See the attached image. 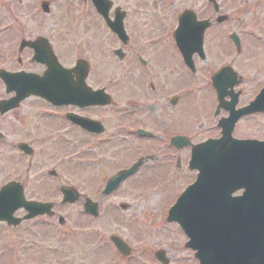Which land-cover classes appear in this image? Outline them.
<instances>
[{"label": "flooded vegetation", "instance_id": "1", "mask_svg": "<svg viewBox=\"0 0 264 264\" xmlns=\"http://www.w3.org/2000/svg\"><path fill=\"white\" fill-rule=\"evenodd\" d=\"M72 1L88 11L87 17L23 18V25L14 23L12 35L0 39V264H63L61 243L80 230V225L78 231L69 230L64 209L78 205V213L96 220L86 212L87 200L75 185L79 180L102 185L93 193L103 194L112 177L140 163L116 193L126 184L143 182V173L152 167L161 169L155 180L163 185L182 180L186 170L189 178L192 145L221 139L231 126V114L236 115L235 139L264 142V135H250L264 131V110L249 108L264 80L249 78L259 86L250 97L243 95V82L228 88L221 100L217 93L215 75L223 67L236 71L233 64L241 54L230 39L233 33L219 34L230 20L219 24V0H197L201 8L192 0ZM97 5L108 10L106 17ZM191 10L209 24L200 49L187 34L198 33L199 27L182 18ZM181 20L185 26L177 33ZM249 35L252 40L253 31ZM23 41H39L40 62L34 60L33 48L21 49ZM240 41L246 52L241 36ZM17 73L40 78L41 95L30 96L25 87L36 82L26 77L17 81ZM234 80L227 77L228 83ZM203 89L209 90L208 99L194 104ZM202 109L204 114H197ZM194 135L203 139L194 142ZM69 147L73 152L64 155ZM252 149L260 154L251 157L238 149L237 158L264 162V148L254 144ZM187 152L186 161L182 154ZM87 168L92 177L83 173ZM219 180L226 182L219 181V225L238 228L239 215L249 225L253 210L243 209L237 200L244 190L229 179ZM67 188L77 192L65 198ZM75 199L74 204L63 202ZM119 206L123 212L130 209ZM104 243L109 249L111 241ZM118 256L123 263V255ZM250 264H264V254L254 253Z\"/></svg>", "mask_w": 264, "mask_h": 264}, {"label": "rangeland", "instance_id": "2", "mask_svg": "<svg viewBox=\"0 0 264 264\" xmlns=\"http://www.w3.org/2000/svg\"><path fill=\"white\" fill-rule=\"evenodd\" d=\"M39 1L41 0H0V30L3 28L8 29L14 23L23 25V18L55 17L72 19L76 17V13L81 14L82 11L81 7L76 8L72 0H65L64 2L60 0L51 4V15H46L40 10ZM195 2L197 0H192L193 4ZM219 3L222 8L221 12L227 14L230 18L224 24V30L219 31V34L236 33L241 36L246 45V52L243 56V53L240 55L233 66L244 78L245 82L241 85L244 91L243 95L250 97L252 91L256 92L259 86L256 82L252 84L249 78L264 80V0H219ZM197 5L200 8L202 7L198 2ZM72 8L76 9L73 10ZM84 17H87V14ZM252 31L254 33L253 41L249 35ZM11 32L10 30L3 32L4 35L0 37L1 41L8 38ZM224 40L226 41L225 37ZM249 42L252 43L251 48L248 46ZM1 47L3 46L0 45V50ZM225 59L222 58L219 61ZM248 59H250L249 63ZM112 62L113 65H118V61ZM206 93H209V90H199L194 104L199 102L203 104L208 99ZM204 112L205 109H202L197 114L203 115ZM239 135L245 136L242 131L239 132ZM250 135L263 136L264 131H254ZM202 139L203 137L199 135H194L192 138L194 142H199ZM72 152L73 150L69 147L64 155ZM182 155L187 161L189 153ZM109 162L113 163V160L111 159ZM152 168L154 169L148 170L153 173L148 171V173H143V182L126 184L114 196L107 198L103 194L93 193L94 188L101 189L102 185L95 187V184L82 180L75 182L83 195L82 199L99 202L101 215L97 220H92L78 213V205L75 208L64 209L63 216L66 218L65 223L69 230L71 231L72 227L76 228L77 225H80V230L78 236L61 243L64 257L61 261L63 264L127 263L125 259L122 261L123 263H120L116 253L110 252L105 243L100 239L98 240L101 236V238L105 237L108 241L112 235L121 237L132 248L133 259L128 264H159L155 258V254L159 249H163L169 264H199L194 257L195 253L186 248L188 240L185 234L182 233L181 228L176 224L167 222L168 214L180 194L189 184L194 182L197 175L195 172L190 173L189 179L188 170H186V176L183 175L182 180H169L168 184L165 181L163 182L165 185H163L160 181L155 180V177L159 176L158 173H161V169ZM184 169L183 166L182 171ZM91 170L92 168H87V170H83V173L92 177ZM166 174L167 171H165ZM148 177L157 182L147 180ZM122 203L129 206L130 209L123 212L119 206ZM88 230H92L93 234H88ZM75 231H78V229L76 228ZM110 248L112 247L110 246ZM30 258H38V256L31 255Z\"/></svg>", "mask_w": 264, "mask_h": 264}, {"label": "water", "instance_id": "3", "mask_svg": "<svg viewBox=\"0 0 264 264\" xmlns=\"http://www.w3.org/2000/svg\"><path fill=\"white\" fill-rule=\"evenodd\" d=\"M98 9L100 12L103 11L101 6H98ZM223 19L226 20L227 17H221L219 22H222ZM199 26H201V30L198 33L196 31H192L191 33L188 32L187 34H191V42L196 44L197 48L200 49L202 48L203 44L204 31L209 26V24L205 22L203 24H199ZM37 55L41 56L38 52ZM30 89H35L36 92L31 91ZM30 89H28L30 94H38L37 92L40 91L39 87H31ZM258 101L259 106L255 107L256 105H252V108L255 110L256 108H260V106L264 107V90L258 96ZM227 135L228 136H226L225 140L229 139L230 132ZM223 148H225V145ZM194 149L195 150L193 152L192 159V164L194 166L192 168L200 169L201 173L198 182L195 186L190 187V189H188L187 192L180 198L176 206L170 211L168 221L179 222V224L191 238V241L189 244H187V246L191 247L192 250L198 251L196 256L201 260L202 264H232L234 259L238 257L236 253L239 249L235 247L237 242L235 244H231V246L227 244V240L232 237L229 235V231L226 232V230H219V221H221V218L219 217V200L217 199L219 198V178L231 177L233 175V178L239 182L241 187L245 186L247 188V186H249L252 189L250 190L251 192L256 191L261 195L263 192L256 189L258 187H264V168L260 167V165H257L259 163H250L248 166L243 164H235V159L231 158L232 151L230 147L220 152V154L219 151L214 152L211 150V148L201 149L198 147ZM244 149H246L248 152L250 151L246 147ZM205 155H207L209 158L205 159ZM220 160H222L221 163H219ZM138 167L139 166L134 168V170H136ZM133 171L123 172V174H121L118 178H115L107 183L108 185L104 191V194L109 195L116 191L122 180L126 179V177ZM200 192L202 194H199ZM191 196L195 197L196 199L190 200ZM76 200L77 199L72 200L71 202H75ZM187 203L190 205V208L195 210L197 213H199L201 210V218L203 217L202 219L204 221H201V218L199 217L200 214H195L193 210L190 211V209L187 208ZM263 203L264 200L261 202V204L263 205ZM85 206L89 213L94 214L95 216L98 215L97 204H93L88 201L87 205ZM262 214L264 215V212ZM262 214L256 215V217L261 216ZM238 218L239 220L236 221L238 228H235L232 232H230V234L236 238L242 232V225H244L242 224L243 216L239 215ZM219 232L223 233L224 240V246L220 248ZM112 240L117 244L124 254H128V250L119 239L112 238ZM243 247H247V244H244ZM243 251H246V249H243ZM163 255L164 253L162 252L157 254L158 258L162 261L164 258Z\"/></svg>", "mask_w": 264, "mask_h": 264}]
</instances>
